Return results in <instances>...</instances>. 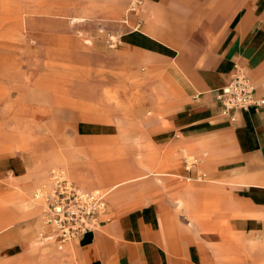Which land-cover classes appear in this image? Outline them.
<instances>
[{
  "label": "crops",
  "instance_id": "0c3cea01",
  "mask_svg": "<svg viewBox=\"0 0 264 264\" xmlns=\"http://www.w3.org/2000/svg\"><path fill=\"white\" fill-rule=\"evenodd\" d=\"M124 20L136 27L122 30L115 55L96 57L106 67L115 58L144 67L139 78L144 88L135 102L143 132L137 155L131 153L135 144L119 142L127 129L117 115H128L129 109L115 88H104L98 99L107 122L87 127L95 132L90 144L105 158L48 151L31 128H22L20 117L30 114L24 100L16 103L12 128L0 133V151L12 152L0 154V197L3 181H17L16 189L0 198L5 208L0 231L39 215L43 201L33 198V190L49 186L48 171L58 166L83 190L106 187L114 204L108 202L95 230L60 244L44 238L60 250L35 241L0 245V264H55L67 255L66 243L80 264H264V104L224 113L214 97L238 64L253 82L256 99L264 98V0H143L138 13ZM104 80L127 81L123 74L95 81ZM167 142L177 156L185 151L200 156L189 169L185 160L180 176L187 182L209 177L215 185L184 187L176 195L188 210L200 200L217 210L214 220L197 218L191 225L175 212L174 192L170 200L140 193L139 207L123 208L132 198L126 195L131 183L167 175L155 165Z\"/></svg>",
  "mask_w": 264,
  "mask_h": 264
},
{
  "label": "rangeland",
  "instance_id": "374dc122",
  "mask_svg": "<svg viewBox=\"0 0 264 264\" xmlns=\"http://www.w3.org/2000/svg\"><path fill=\"white\" fill-rule=\"evenodd\" d=\"M141 1L134 12H128L129 3L126 5L125 0H0V74L7 77L0 79V89L9 93L0 94V133L12 128L16 103L24 100L30 103V114L20 117L22 128H31V133L46 144L48 151L66 158L91 159L94 154L98 159L105 158V153L98 152L101 148L90 144V138L95 132L87 127L107 122L106 115L101 113L102 105L98 99L104 88H115L119 99L127 102L129 109L128 115H117L120 122H126L127 129L119 137V142L135 144L131 147V153L137 155L140 150L136 143L142 141L143 132L139 130L142 117L137 115L135 102L144 88L139 83L144 67L129 59L122 62L120 58H115L111 66L106 67L96 56L98 54L99 58L104 59V56L115 55L122 30L135 26L129 22L128 28L122 21L129 14L138 13L143 4ZM109 35L114 46H110ZM126 56H130L129 53ZM112 74L125 75L126 83L95 81L100 76ZM6 102L9 104L4 105ZM122 118L126 120L122 121ZM151 149L153 151V147ZM0 154L11 156L12 152L3 150ZM159 154L160 161L155 165L167 175L157 176L154 180L153 176H148L131 183L133 185L126 195L132 198L123 208L139 207L141 204L135 197L140 193H147L151 200L160 197L170 200L174 192L175 212L187 218L191 225L197 218H217L218 211L206 209L201 200L188 210L180 194L176 195V191L184 187L194 189L215 185L208 182L209 177H206L205 182H187L180 176L184 161L200 156L187 151L177 156L168 142L161 146ZM55 168L58 169L51 168L48 171V176L53 170L61 169L60 166ZM16 184L17 181L13 179L3 181V195L0 198L3 199L5 193L15 190ZM41 186L33 190V193L40 192L43 197L39 215L19 219L14 226L0 231V245L14 241L19 245L35 241L34 244L42 245L43 249H61L55 244L46 243V239L41 237V233L47 232L42 216L45 196L50 188ZM98 191L107 192L106 187ZM110 195L107 194V199L111 205L114 203ZM66 247H69L67 255L55 264H80L76 250L67 243L63 244L62 249Z\"/></svg>",
  "mask_w": 264,
  "mask_h": 264
},
{
  "label": "built area",
  "instance_id": "2783aa9c",
  "mask_svg": "<svg viewBox=\"0 0 264 264\" xmlns=\"http://www.w3.org/2000/svg\"><path fill=\"white\" fill-rule=\"evenodd\" d=\"M141 0H129L128 12H134ZM127 20H124L126 24ZM110 46H114L113 40ZM215 99L221 104L224 113L232 110H247L251 106L264 104V98L256 99L255 87L246 71L238 64L230 80L214 92ZM231 119H234L231 116ZM197 159L186 160L189 169ZM50 188L45 196L43 224L47 227L41 237L51 238L57 243H64L80 235L97 229L99 218L107 210L108 192L87 191L81 189L60 170H53L50 175Z\"/></svg>",
  "mask_w": 264,
  "mask_h": 264
},
{
  "label": "bare ground",
  "instance_id": "6f19581e",
  "mask_svg": "<svg viewBox=\"0 0 264 264\" xmlns=\"http://www.w3.org/2000/svg\"><path fill=\"white\" fill-rule=\"evenodd\" d=\"M60 171H62V170H60ZM62 172H63V171H62ZM63 173H64V172H63ZM50 175H51V173H50ZM64 175H65V174H64ZM65 176H66V175H65ZM66 177H67V176H66ZM67 178H68V177H67ZM49 182H50V184H51L50 177H49ZM50 184H49V186H50ZM40 189H41V188H40ZM40 189H39V190H40ZM26 194H27V193H26ZM26 194H25V195H26ZM33 194H34V196H33L34 199H41V198H43L40 192H34ZM27 195H28V194H27ZM42 222H43V216H42ZM45 238H46V237H45Z\"/></svg>",
  "mask_w": 264,
  "mask_h": 264
}]
</instances>
